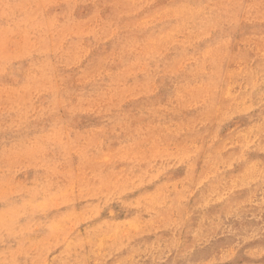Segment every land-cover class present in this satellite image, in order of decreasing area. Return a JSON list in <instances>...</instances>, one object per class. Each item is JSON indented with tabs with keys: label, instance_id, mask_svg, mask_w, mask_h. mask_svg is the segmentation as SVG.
Here are the masks:
<instances>
[{
	"label": "rangeland",
	"instance_id": "374dc122",
	"mask_svg": "<svg viewBox=\"0 0 264 264\" xmlns=\"http://www.w3.org/2000/svg\"><path fill=\"white\" fill-rule=\"evenodd\" d=\"M263 220L264 0H0V264H264Z\"/></svg>",
	"mask_w": 264,
	"mask_h": 264
},
{
	"label": "bare ground",
	"instance_id": "6f19581e",
	"mask_svg": "<svg viewBox=\"0 0 264 264\" xmlns=\"http://www.w3.org/2000/svg\"><path fill=\"white\" fill-rule=\"evenodd\" d=\"M238 64H239V63H238ZM239 66H240V65H239ZM190 153H192V152H190ZM190 153H189V154H190ZM241 157H242V156H241ZM198 169H199V168H198ZM206 173H207V172H206ZM218 200H219V199H218ZM245 213H246V212H245ZM260 213H261V212H260ZM258 214H259V213H258ZM227 215H228V214H226V216H227ZM243 215H244V214H243ZM226 216H225V218H226ZM237 216H238V215H237ZM250 216H251V215H250ZM234 217H236V216H234ZM245 217H246V216H245ZM248 217H249V216H248ZM251 217H252V216H251ZM251 217H250V219H252ZM255 218H257V217H255ZM251 221H252V220H251ZM263 221H264V220H263ZM227 223H228V222H227ZM259 224H260V223H259ZM228 225H230V224H228ZM223 226H225V225L223 224ZM223 226H222V227H223ZM239 226H240V225H239ZM241 226H242V224H241ZM251 226H252V225H251ZM251 226H250V227H251ZM257 226H259V225H257ZM244 227H245V226H244ZM248 227H249V226H248ZM250 227H249V228H250ZM253 227H254V226H253ZM253 227H252V228H253ZM262 227H264V226H262ZM254 228H256V227H254ZM234 229H237V228H234ZM242 229H243V228H242ZM242 229H241V230H242ZM246 229H247V227H246ZM215 230H216V229H215ZM249 230H250V229H249ZM252 230H253V229H252ZM252 230H251V231H252ZM255 230H256V229H255ZM260 230H261V229H260ZM243 231H244V229H243ZM247 232H248V231H247ZM224 233H225V232H224ZM254 233H255V232H254ZM222 234H223V233H222ZM217 235H218V234H217Z\"/></svg>",
	"mask_w": 264,
	"mask_h": 264
}]
</instances>
